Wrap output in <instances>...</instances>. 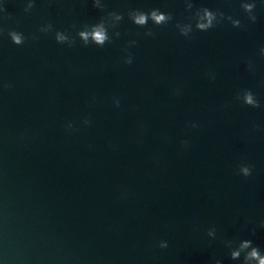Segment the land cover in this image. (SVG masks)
I'll return each instance as SVG.
<instances>
[{
  "label": "water",
  "instance_id": "1",
  "mask_svg": "<svg viewBox=\"0 0 264 264\" xmlns=\"http://www.w3.org/2000/svg\"><path fill=\"white\" fill-rule=\"evenodd\" d=\"M192 2L242 27L181 36L184 0H102L104 11L91 0H36L30 14L26 0H0L13 17L0 14V25L29 38L17 46L0 36V82L13 85L0 88V264H240L224 241L244 239L264 253V0L256 23L240 0ZM136 8L174 20L149 21L148 37L127 17ZM107 11L124 19L103 48L38 31L51 22L75 36ZM243 89L260 108L235 99ZM240 163L254 165L250 177L236 174Z\"/></svg>",
  "mask_w": 264,
  "mask_h": 264
},
{
  "label": "clouds",
  "instance_id": "2",
  "mask_svg": "<svg viewBox=\"0 0 264 264\" xmlns=\"http://www.w3.org/2000/svg\"><path fill=\"white\" fill-rule=\"evenodd\" d=\"M93 8L100 9L104 11L106 9V4L102 3V0H91ZM185 11L189 12L188 22L176 21L175 28L181 36L191 39L194 31L206 32L210 29L216 28L217 26L223 24L225 21L230 22L235 28L242 27L241 20L233 18L231 15H226L221 9H210L208 7L195 8L192 0H184ZM36 6V0H26L24 6V12L30 14ZM240 8L247 16V19L252 23L257 22L256 0H240ZM0 14H2L4 19H13L12 14L9 13L5 7L4 3H0ZM128 19L136 25L138 28H144L145 36L155 38L156 33L152 28L148 27L149 21L152 25L156 27L167 26L174 20V16L171 12L161 11L159 8H152L147 11L143 9H130L127 12ZM124 19V14L117 11H107L106 15L101 16L99 21L95 24H83L80 29H76V25H71L72 29H76V34L73 36L68 30H57L51 22H46L41 25L38 31L42 34H54V39L58 44L67 45L72 48L77 43V38L82 43L83 46L87 47L89 45H95L97 47L103 48L105 44L113 43L115 39L121 36V32L118 29L120 23ZM194 22V23H193ZM7 32L8 38L11 42L17 46L25 44L29 39L23 32L17 31L15 29H6L4 26L0 25V36H3ZM32 40H38L39 36L35 33L32 34ZM137 44L135 40H129L127 45L122 49L126 54L122 57V62L127 65L133 63V55L129 51V48L134 47ZM260 55L264 56V47L260 48ZM247 67L249 70H253V63L251 61L247 62ZM208 77L211 80H215L214 71L208 73ZM13 85L8 82H0V88L10 89ZM178 94V92H174ZM235 99L245 106L251 108H260L261 103L256 94L250 89H243L236 94ZM113 104L115 107H120L119 98H113ZM85 126H90L91 119L85 117L82 120ZM192 128H197L198 124L193 122L191 124ZM254 128L259 129L260 125L254 124ZM66 131L72 130L76 131L74 122H68L65 128ZM182 146H187L188 141H181ZM254 165L240 163L237 166V175H242L248 178L252 175ZM261 228H264V220L259 223ZM252 234H255V228L251 229ZM206 235L211 239L215 240L217 238V230L215 226L209 228ZM225 247L229 250L228 255L231 260L239 261L240 264H264V253L259 247L255 246L252 240L244 239L236 243L234 240L224 241ZM160 249L168 248V242L166 240L158 241L157 245ZM214 264H222L219 259L214 260Z\"/></svg>",
  "mask_w": 264,
  "mask_h": 264
}]
</instances>
